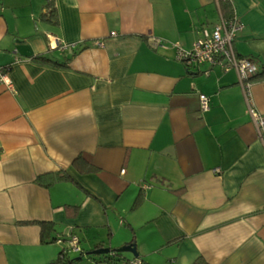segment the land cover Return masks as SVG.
Here are the masks:
<instances>
[{
  "label": "crops",
  "instance_id": "0c3cea01",
  "mask_svg": "<svg viewBox=\"0 0 264 264\" xmlns=\"http://www.w3.org/2000/svg\"><path fill=\"white\" fill-rule=\"evenodd\" d=\"M48 1L0 0V264L56 258L65 241L43 243L40 221L76 252L81 232L133 239L141 264H264V140L237 74L177 58L225 17L219 0H53L50 17ZM230 1L264 115V0Z\"/></svg>",
  "mask_w": 264,
  "mask_h": 264
},
{
  "label": "built area",
  "instance_id": "2783aa9c",
  "mask_svg": "<svg viewBox=\"0 0 264 264\" xmlns=\"http://www.w3.org/2000/svg\"><path fill=\"white\" fill-rule=\"evenodd\" d=\"M240 28L234 17H220L211 30H204L203 38L194 43L191 51L185 52L177 48V58L187 64H211L218 65L223 70L233 69L238 78L242 90L245 106L250 116L259 139L264 140V115L255 108L251 90V80L258 72V65L253 58L238 56L233 48L235 32ZM52 44H57L55 38H51ZM0 84L7 90L14 91L13 83L8 75L7 67H0ZM200 109L206 112L210 108V99L206 94L199 93ZM217 170V169H216ZM59 241H61L59 239ZM65 250L76 251L78 238L74 234H67ZM133 264H141L135 260Z\"/></svg>",
  "mask_w": 264,
  "mask_h": 264
},
{
  "label": "trees",
  "instance_id": "16d2710c",
  "mask_svg": "<svg viewBox=\"0 0 264 264\" xmlns=\"http://www.w3.org/2000/svg\"><path fill=\"white\" fill-rule=\"evenodd\" d=\"M220 9L223 13V16L226 18H231L234 16L233 6L230 0H219ZM47 5V12L44 15L50 17L54 14L53 0H49ZM33 61L37 62H49L51 61L49 57L44 54H35L29 57ZM252 58V57H250ZM59 64V63H58ZM65 65L66 62H61V65ZM88 170H92L90 167ZM52 180L56 179H69V176L64 174H51L50 176ZM47 185V184H46ZM139 197H137L135 204L138 202ZM64 208L68 211L74 209V211L78 210L79 205L74 204H66ZM40 239L43 243H51L56 240H64V236H57L54 233L53 224L48 221H40ZM134 241L133 239L130 242ZM129 242V243H130ZM100 249H108L107 252L96 253V250ZM135 260H138V256L129 257L126 255V252L117 251V248L104 247L101 244H96L92 249L87 251L81 250L79 257L70 258L68 256V252L63 247L57 254L56 258L51 261L49 264H133ZM173 264V262H171ZM192 264H210L202 257H197Z\"/></svg>",
  "mask_w": 264,
  "mask_h": 264
},
{
  "label": "rangeland",
  "instance_id": "374dc122",
  "mask_svg": "<svg viewBox=\"0 0 264 264\" xmlns=\"http://www.w3.org/2000/svg\"><path fill=\"white\" fill-rule=\"evenodd\" d=\"M78 234H79V237H80V240H79L80 248L84 249V251H87V250L91 249L93 245H91V242L89 244V242L84 238L86 236L83 233H81V232H78ZM83 238H84V240H83ZM67 252H68V256L70 258L79 257V254H80V251L76 252V251L69 250ZM126 255L129 256V257H132V255L130 253H128V252H126Z\"/></svg>",
  "mask_w": 264,
  "mask_h": 264
},
{
  "label": "water",
  "instance_id": "95a60500",
  "mask_svg": "<svg viewBox=\"0 0 264 264\" xmlns=\"http://www.w3.org/2000/svg\"><path fill=\"white\" fill-rule=\"evenodd\" d=\"M108 249H100V250H96V253H102V252H107ZM117 251L120 252H128L130 253L133 257H136L138 255L137 250H136V244L134 241L124 244L120 247L117 248Z\"/></svg>",
  "mask_w": 264,
  "mask_h": 264
}]
</instances>
